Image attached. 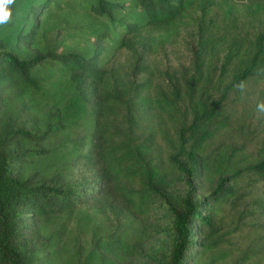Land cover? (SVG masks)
<instances>
[{"label":"trees","instance_id":"16d2710c","mask_svg":"<svg viewBox=\"0 0 264 264\" xmlns=\"http://www.w3.org/2000/svg\"><path fill=\"white\" fill-rule=\"evenodd\" d=\"M136 1L125 20L112 14L120 4L83 0L121 33L109 37L116 49H133L148 32L146 44L155 53L188 17L198 35L189 75L160 79L137 62L140 79L111 72L101 61L106 28L95 32L91 51L46 49L27 57L22 44L35 42L40 18L55 0L6 6L11 15L0 25V264H34L29 221L62 218L61 238L85 192L111 193L137 218L164 208L173 241L159 264H224L228 258V252L215 255L220 207L237 197L239 179L264 181V0H247L242 24L232 5L224 17L217 15L218 0ZM8 29L15 32L14 47L2 37ZM82 84L90 87L88 102L81 96L62 101L66 90ZM86 120L87 132L44 148L50 129L67 136ZM30 122L46 128L38 134ZM50 152L62 160L58 176L27 174L32 161ZM81 170L89 175L66 177ZM142 241L126 230L99 236L83 264H138ZM251 259L243 253L231 264Z\"/></svg>","mask_w":264,"mask_h":264},{"label":"rangeland","instance_id":"374dc122","mask_svg":"<svg viewBox=\"0 0 264 264\" xmlns=\"http://www.w3.org/2000/svg\"><path fill=\"white\" fill-rule=\"evenodd\" d=\"M120 6H114L112 14L117 19H131L134 12L130 7L134 6L136 0H109ZM216 8L217 15L224 17L229 10L235 13L240 24L248 21L249 13L245 6L247 0H218ZM198 12V10H197ZM214 12V13H215ZM225 24V23H224ZM247 26V24H245ZM180 33L177 37L160 45L155 53L148 50L146 36L148 32H143L135 39L133 49H116L112 40L119 37L121 33H113L111 25L107 20L89 10L83 0H55L49 10L41 16L39 29L35 42L29 47L22 44L25 56L29 57L34 53L55 49L56 51L84 52L91 51L95 44V32L104 28L110 34L104 38L101 61L111 72H117L128 79L142 78V73L137 72L135 62L141 66L148 64L149 68L157 78L167 76L180 77L189 75L193 60V53L197 48V27L194 22L183 18L179 22ZM155 36L156 31H150ZM15 32L8 29L2 33V37L10 40L9 46L14 47ZM111 37V40L109 39ZM148 62V63H146ZM142 65V66H143ZM144 77V76H143ZM166 79V78H164ZM90 87L86 84L72 87L65 91L62 101H68L72 96H81V102H88L91 97ZM65 99V100H64ZM44 110H49V106H44ZM49 114H42L46 117ZM31 131L45 130L41 124H28ZM91 129L89 120L80 121V125L73 126L66 136L61 130L50 129V139L46 146L38 144V149L53 147L60 141L74 138ZM251 140L257 141L255 135H249ZM42 146V147H41ZM61 161L57 154L50 152L38 156L28 166L27 174H41L44 177L58 176V168ZM78 168V167H77ZM65 173V172H64ZM81 173L89 175L81 170L73 174L69 172L66 177L76 180L81 177ZM252 181H248V175L237 182L240 187L237 197L230 203L220 207L218 213V234L220 243L216 248V254L228 252L224 264H231L243 253L250 254L252 259L249 264H264V181L251 176ZM181 186L180 181H177ZM202 195V191L198 190ZM84 203L75 210L69 220L66 233L59 238L57 231L60 229L62 218H49L46 220L29 221L31 238L36 246V257L34 264H83L86 256L95 245V240L99 236L107 235L115 230H126L129 237L135 240L141 237V255L136 258L138 264H159L160 253L168 248L173 236L170 229V217L164 208L157 205L151 216L146 218L130 216L123 209V204L113 194L88 195ZM197 233L200 230H196ZM185 264H190L187 261ZM221 264V263H216Z\"/></svg>","mask_w":264,"mask_h":264},{"label":"clouds","instance_id":"9594fccd","mask_svg":"<svg viewBox=\"0 0 264 264\" xmlns=\"http://www.w3.org/2000/svg\"><path fill=\"white\" fill-rule=\"evenodd\" d=\"M13 2L14 0H0V25H4L8 22L11 13L6 10V6Z\"/></svg>","mask_w":264,"mask_h":264}]
</instances>
